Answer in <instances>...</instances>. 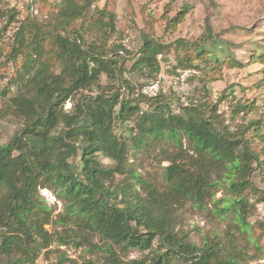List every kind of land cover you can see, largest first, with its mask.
I'll return each instance as SVG.
<instances>
[{"label":"trees","instance_id":"trees-1","mask_svg":"<svg viewBox=\"0 0 264 264\" xmlns=\"http://www.w3.org/2000/svg\"><path fill=\"white\" fill-rule=\"evenodd\" d=\"M89 8L87 0H60L46 21L28 15L8 46L7 58L15 66L11 81L15 93L7 99L8 108L24 126L0 146V264L3 259L6 264H36L52 243L70 244L56 229L47 231L53 209L39 196L40 189L56 192L63 203L64 213L53 223L76 226L82 243L75 246L91 245L89 237H98L124 252L150 249L155 239L165 248L152 263L124 262L109 250L108 264H169L174 258H183L184 264H245L242 251L230 239L225 244L204 241L200 247L180 241L172 210L187 203L204 208L213 190L224 185L231 197L214 212L233 217L240 231L247 226L249 204L243 193L255 191L252 175L264 169V119L246 120L258 113L256 102L232 105L233 117L242 122L231 129L216 114V106H182L180 113H173L170 101L162 100L146 103L148 109L141 111L139 103L120 100L119 91L105 89L99 80L105 75L119 82L127 62H132L134 72L155 79L160 72L158 57L165 59L170 52L177 53L179 68L201 71L207 78L218 76L223 68L264 64V37H250L245 63L229 50L227 56H216L219 41L209 25L199 42L165 44L144 37L138 52L130 54L121 46L106 47V36L115 30L114 15L102 10L93 18ZM4 18L14 22L10 11L0 9V19ZM183 20L180 11L167 19V28L174 29ZM260 25L264 27V21ZM246 30L250 35L255 32ZM92 88L98 90L94 96H83L71 113L63 111L75 94ZM130 120L134 132L116 131L117 125ZM162 141L172 143L176 152L166 158L169 165L159 190L127 169V161L131 151ZM99 157L113 165L103 166ZM117 175L130 181L118 186ZM71 263L62 256L54 264Z\"/></svg>","mask_w":264,"mask_h":264},{"label":"rangeland","instance_id":"rangeland-1","mask_svg":"<svg viewBox=\"0 0 264 264\" xmlns=\"http://www.w3.org/2000/svg\"><path fill=\"white\" fill-rule=\"evenodd\" d=\"M87 1L90 7L89 16L95 18L98 11L102 10L114 15L115 30L106 36V47L112 49L114 46H121L130 54L138 52L144 37H151L165 44L177 40H184L188 44L199 42L204 28L209 25L211 32L219 41V46L215 49L216 56H227L229 50L239 61L245 63L248 60L250 37H259V39L264 37L262 35L264 27H260V23L264 21V0ZM59 3L60 0H0V9L10 11L14 17V22H8L5 18L0 19V146L6 144L24 126L23 119L12 116V109L8 108L7 99L15 93V87L11 84L15 66L7 58L8 46L12 43L20 21L28 15L39 21H46L56 13ZM180 11L184 15L182 23L174 29L167 28V19L174 18ZM246 29L255 32L250 35ZM91 40L98 43V39L94 36ZM117 53L125 54L119 51ZM176 54L170 52L165 59L158 57L160 72L155 79L134 72L132 62L125 63L129 56L126 54L122 59L125 63L123 65L125 72L119 74V82L111 81L102 75L99 84L105 89L119 91L120 100L126 98L139 103L141 111L148 109L146 103L162 100L170 101L173 113H180L182 106L200 104L216 106V114L234 129L242 120L233 117L231 107L235 102L247 100L256 102L258 113H251L246 120L257 116L264 119V85L262 84L264 64H249L242 69L223 68L220 75L207 78L201 71L179 68ZM5 89H8V92L6 96H2L1 91ZM97 92L95 88L78 92L65 103L63 111L71 113L73 105L79 99L83 96H94ZM230 119L234 120L230 121ZM133 126L134 123L130 120L123 125H117L116 131L120 133L126 129L127 132L128 130L132 132ZM182 144L185 150V140ZM175 152L172 143L164 141L150 143L138 152L129 153L127 169H132L146 183L161 190L164 186L163 170L169 165L166 158ZM78 161L79 158L74 160L76 164ZM99 161L105 167L113 165L112 161L103 157H99ZM128 181L130 180L126 175H117L114 183L120 186ZM251 181L255 191L243 193L249 204L247 226L243 231L239 230L240 225L233 220V217L222 218L214 212L215 208L222 207L226 199L231 197L222 185L213 190L212 200H207L204 208H195L189 203L174 206L172 212L175 217L174 233L177 238L196 247H200L204 241L210 243L218 241L225 244L230 239L238 250L242 251L245 264H264V169L256 170ZM135 190L143 194L139 185L135 186ZM38 194L53 209V219L51 224L46 226L47 231L51 233L56 229L70 244L61 246L52 243L41 252L36 264H54L62 256L67 257L71 264H86V262L108 264L109 250L117 259L124 262L143 260L152 263V259L165 252L158 239L154 240L150 249H131L127 252L115 245L109 247L98 237H89L91 245L75 246L78 242L82 243L79 239L82 234L76 226L70 224L62 227L53 223L58 220L57 215L64 213L63 203L57 199L56 192L40 189ZM184 262L183 258H174L169 264H184ZM2 264H6L5 259L2 260Z\"/></svg>","mask_w":264,"mask_h":264}]
</instances>
